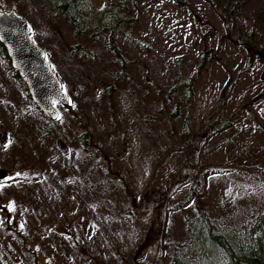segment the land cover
I'll use <instances>...</instances> for the list:
<instances>
[{"label": "rangeland", "instance_id": "rangeland-1", "mask_svg": "<svg viewBox=\"0 0 264 264\" xmlns=\"http://www.w3.org/2000/svg\"><path fill=\"white\" fill-rule=\"evenodd\" d=\"M89 3L137 19L115 36L124 75L108 32L80 37L43 0H0L69 96L52 118L0 52V264L168 262L197 205L239 230L264 209V0ZM190 75L188 103L170 87Z\"/></svg>", "mask_w": 264, "mask_h": 264}, {"label": "trees", "instance_id": "trees-1", "mask_svg": "<svg viewBox=\"0 0 264 264\" xmlns=\"http://www.w3.org/2000/svg\"><path fill=\"white\" fill-rule=\"evenodd\" d=\"M44 5L53 13L67 17L75 27L77 36L90 33L95 36L99 31L108 32V47L115 53L116 61L120 64V74L126 73V60L115 44V36L121 29L133 28L137 19L127 13H122L111 4L104 3L100 7H93L89 0H43ZM237 3L242 0H235ZM117 6L124 7V3L117 1ZM76 49L82 44L77 43ZM83 50V49H82ZM2 57L10 62L6 48L0 41ZM205 54L199 58L198 65L205 66L211 61ZM12 67V66H10ZM14 69V74L18 72ZM179 80L171 89L184 87L186 100H192V78ZM222 122H220L221 124ZM227 124V121L224 122ZM223 126V125H222ZM88 131H84L78 138L86 143ZM105 156V155H104ZM104 158L98 164L104 163ZM106 170H109L106 167ZM112 177H108L110 179ZM189 231V241H184L182 247L173 249L168 262L157 264H264V209L257 212L244 230L233 226H224L218 219L211 217L200 205H197L195 215H186Z\"/></svg>", "mask_w": 264, "mask_h": 264}, {"label": "water", "instance_id": "water-1", "mask_svg": "<svg viewBox=\"0 0 264 264\" xmlns=\"http://www.w3.org/2000/svg\"><path fill=\"white\" fill-rule=\"evenodd\" d=\"M0 41L6 48L12 67L24 77L32 99L55 118L58 109L54 101L66 105L69 96L46 58L44 49L33 40L26 20L12 10H0ZM5 136L6 133L0 131V139ZM58 143L63 150L66 149L65 143ZM3 175L0 168V178Z\"/></svg>", "mask_w": 264, "mask_h": 264}]
</instances>
